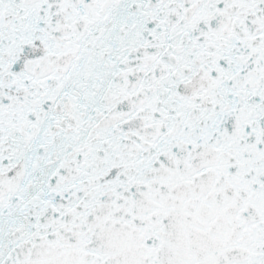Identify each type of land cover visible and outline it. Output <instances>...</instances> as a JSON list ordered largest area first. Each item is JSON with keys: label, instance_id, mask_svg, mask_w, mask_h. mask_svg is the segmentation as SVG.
Returning <instances> with one entry per match:
<instances>
[{"label": "snow or ice", "instance_id": "6c2138e0", "mask_svg": "<svg viewBox=\"0 0 264 264\" xmlns=\"http://www.w3.org/2000/svg\"><path fill=\"white\" fill-rule=\"evenodd\" d=\"M0 264H264V0H0Z\"/></svg>", "mask_w": 264, "mask_h": 264}]
</instances>
